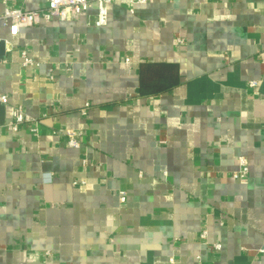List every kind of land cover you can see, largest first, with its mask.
<instances>
[{
    "label": "crops",
    "instance_id": "1",
    "mask_svg": "<svg viewBox=\"0 0 264 264\" xmlns=\"http://www.w3.org/2000/svg\"><path fill=\"white\" fill-rule=\"evenodd\" d=\"M108 10L0 28V264H264V0Z\"/></svg>",
    "mask_w": 264,
    "mask_h": 264
},
{
    "label": "built area",
    "instance_id": "2",
    "mask_svg": "<svg viewBox=\"0 0 264 264\" xmlns=\"http://www.w3.org/2000/svg\"><path fill=\"white\" fill-rule=\"evenodd\" d=\"M24 0H0L4 5V10L0 14V28L7 27L11 35H17L22 27L36 26L43 21L48 22L52 19L60 20H75L80 17L83 12H86L93 3L97 5V14L95 25L105 26L108 23L109 5L111 0H44L43 8L27 10L21 5L15 6L14 3ZM3 39L0 38V43ZM6 42V41H4ZM24 65H34V61L24 55ZM251 87H256L257 82L251 81ZM0 103L5 105L8 103V96L0 92ZM29 117L24 112L22 107H14L12 110V120L9 122V127L14 132H18L20 124L28 121ZM68 140L67 144L71 147H79L80 132L67 129L65 132ZM239 171L234 174L235 179L245 182L248 179L249 168L248 161L245 157H239ZM125 193H121V201L125 202ZM205 236V233L202 235ZM220 249V244L216 245ZM173 260V259H172ZM171 260V261H172Z\"/></svg>",
    "mask_w": 264,
    "mask_h": 264
},
{
    "label": "water",
    "instance_id": "3",
    "mask_svg": "<svg viewBox=\"0 0 264 264\" xmlns=\"http://www.w3.org/2000/svg\"><path fill=\"white\" fill-rule=\"evenodd\" d=\"M5 42L4 40L1 41L0 47H4ZM5 123V106L0 103V126L4 125Z\"/></svg>",
    "mask_w": 264,
    "mask_h": 264
},
{
    "label": "trees",
    "instance_id": "4",
    "mask_svg": "<svg viewBox=\"0 0 264 264\" xmlns=\"http://www.w3.org/2000/svg\"><path fill=\"white\" fill-rule=\"evenodd\" d=\"M150 68H147V70H149ZM174 84V83H173ZM166 88V87H165ZM165 88H160V89H156V88H152V89H150V90H152V91H149V92H158V91H160V90H164Z\"/></svg>",
    "mask_w": 264,
    "mask_h": 264
}]
</instances>
